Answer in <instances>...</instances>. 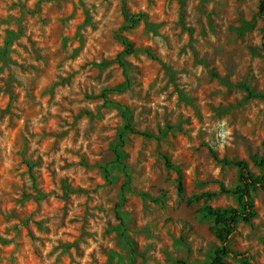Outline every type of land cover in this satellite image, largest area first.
Wrapping results in <instances>:
<instances>
[{
    "label": "rangeland",
    "instance_id": "1",
    "mask_svg": "<svg viewBox=\"0 0 264 264\" xmlns=\"http://www.w3.org/2000/svg\"><path fill=\"white\" fill-rule=\"evenodd\" d=\"M259 2L0 0V264L213 263L215 156L264 171ZM251 198L229 246L264 264Z\"/></svg>",
    "mask_w": 264,
    "mask_h": 264
},
{
    "label": "trees",
    "instance_id": "2",
    "mask_svg": "<svg viewBox=\"0 0 264 264\" xmlns=\"http://www.w3.org/2000/svg\"><path fill=\"white\" fill-rule=\"evenodd\" d=\"M259 14L264 16V0H260L259 2ZM121 39L126 49L131 50V44L128 42V39L124 36H122ZM119 63L123 65L122 61H119ZM102 96L105 97V94ZM125 129L134 131L129 123L125 125ZM120 142L122 143V140H120ZM262 148L263 154L258 162L264 169V139L262 140ZM215 160L220 164L233 165L237 168L238 184L234 193L237 196L238 207L215 208L210 205H206L201 208L205 215L214 219L217 225L215 228V235L221 242V247L215 251V257L212 264H228L223 260L226 255L233 257L241 264H255L249 253L232 250L229 246V239L234 233L238 222H249L254 217L255 213L253 211L251 191L264 184V171L260 175L253 174L244 160L228 159L226 157L218 158L216 156ZM28 169L31 178L34 181L35 176L33 174L31 164H28ZM179 190H182L181 185H179ZM221 190L223 192H227L224 188ZM206 195L211 197L214 193H207Z\"/></svg>",
    "mask_w": 264,
    "mask_h": 264
}]
</instances>
